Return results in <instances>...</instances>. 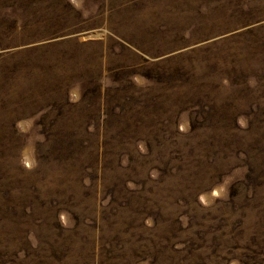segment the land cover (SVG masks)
<instances>
[{
  "label": "rangeland",
  "instance_id": "1",
  "mask_svg": "<svg viewBox=\"0 0 264 264\" xmlns=\"http://www.w3.org/2000/svg\"><path fill=\"white\" fill-rule=\"evenodd\" d=\"M0 264H264V0H0Z\"/></svg>",
  "mask_w": 264,
  "mask_h": 264
}]
</instances>
